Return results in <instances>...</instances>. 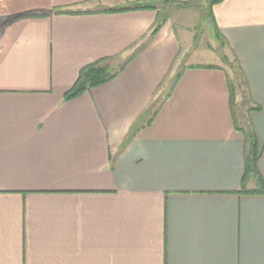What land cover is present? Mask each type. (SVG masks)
<instances>
[{"label":"crops","instance_id":"0c3cea01","mask_svg":"<svg viewBox=\"0 0 264 264\" xmlns=\"http://www.w3.org/2000/svg\"><path fill=\"white\" fill-rule=\"evenodd\" d=\"M136 1L0 0V264H264V0L212 7L257 107L247 175L227 69L175 83L195 38L105 11ZM103 59L129 60L67 100Z\"/></svg>","mask_w":264,"mask_h":264},{"label":"trees","instance_id":"16d2710c","mask_svg":"<svg viewBox=\"0 0 264 264\" xmlns=\"http://www.w3.org/2000/svg\"><path fill=\"white\" fill-rule=\"evenodd\" d=\"M220 1H222V0H210L209 6H208V8H209L208 15L210 16V20L212 22V25L214 27V30L216 32L217 37L222 42L225 43V41H224L218 27L216 26L213 17H212V7L215 3H218ZM177 4H179L178 5L179 8H187V6H186L187 2H177ZM135 9H155L158 11L156 24H155V27L153 29L152 34L157 33L160 30V28L170 18L169 14L166 12V10L159 9L157 4L154 1L150 2V0H137L132 5L125 6V7L108 8L105 11H107V12H122V11L135 10ZM25 16H29V15H27V14L16 15L13 18L9 19L4 25H6V24H8V23H10L16 19H19L21 17H25ZM0 21H1V19H0ZM128 60H126L124 63H122L119 66H114V65L110 64L111 62L109 59H103V60L97 61L95 63H92V64L84 67L81 70L80 75H79L76 83L66 93V99L67 100L74 99V98L82 95L87 90L101 86V85L106 84L109 81L113 80L123 71L124 67L128 63ZM237 66H238L237 68H238L241 76L244 79L242 69L238 63H237ZM200 67L218 68L217 65H212V64L201 65ZM182 71H183V68H181L180 71L176 74L175 79H174L175 83L179 79ZM244 84L246 87L247 102L249 103V105L247 107V111H246L248 113V118H247L248 123L246 124V126L244 125V122L241 121V116L239 113V111L242 112L240 108L242 106H244V104L238 103L236 101L237 85L234 81H232L231 78L229 80L230 92H231V101H232V111H233L235 125H236L237 130H239L244 135L245 142H246V175H247L250 172L251 173H257V162L259 159V153H258V139L256 136L255 129L250 122V116H249L250 113L252 112V110L257 108V107H254L251 105L252 99H251V95L249 93L248 84L245 81V79H244Z\"/></svg>","mask_w":264,"mask_h":264},{"label":"rangeland","instance_id":"374dc122","mask_svg":"<svg viewBox=\"0 0 264 264\" xmlns=\"http://www.w3.org/2000/svg\"><path fill=\"white\" fill-rule=\"evenodd\" d=\"M155 2L159 9H164L177 25L178 33L188 34L193 40V46L185 60L180 63L178 70L189 62H207L227 69L230 78L237 85V102L243 103L239 111L244 125L248 123L246 87L241 76L237 62L231 55L229 48L218 39L211 24L209 11L210 0H150ZM177 2H187V8H179ZM6 19V18H5ZM113 65V63H110ZM172 84V81H171Z\"/></svg>","mask_w":264,"mask_h":264}]
</instances>
